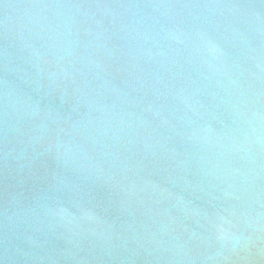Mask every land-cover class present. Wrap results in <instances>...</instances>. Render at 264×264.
I'll return each instance as SVG.
<instances>
[{
    "label": "water",
    "instance_id": "1",
    "mask_svg": "<svg viewBox=\"0 0 264 264\" xmlns=\"http://www.w3.org/2000/svg\"><path fill=\"white\" fill-rule=\"evenodd\" d=\"M0 264H264V0H0Z\"/></svg>",
    "mask_w": 264,
    "mask_h": 264
}]
</instances>
